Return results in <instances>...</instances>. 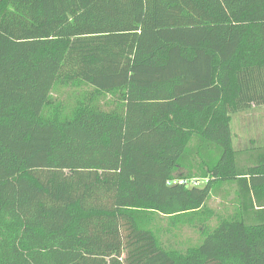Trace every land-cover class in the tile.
Wrapping results in <instances>:
<instances>
[{"label": "trees", "instance_id": "trees-1", "mask_svg": "<svg viewBox=\"0 0 264 264\" xmlns=\"http://www.w3.org/2000/svg\"><path fill=\"white\" fill-rule=\"evenodd\" d=\"M253 105L264 0H0V264H264Z\"/></svg>", "mask_w": 264, "mask_h": 264}, {"label": "rangeland", "instance_id": "rangeland-1", "mask_svg": "<svg viewBox=\"0 0 264 264\" xmlns=\"http://www.w3.org/2000/svg\"><path fill=\"white\" fill-rule=\"evenodd\" d=\"M230 127L233 147L239 152L238 159L244 161L247 152L264 146V105H253L233 113ZM224 197L212 196L208 201L207 204L213 211L209 227H214L221 215L231 211L233 194H226ZM157 224L161 229L163 243L174 249H183L200 238L198 227L174 228L168 226L166 218L161 216L158 217Z\"/></svg>", "mask_w": 264, "mask_h": 264}, {"label": "built area", "instance_id": "built-area-1", "mask_svg": "<svg viewBox=\"0 0 264 264\" xmlns=\"http://www.w3.org/2000/svg\"><path fill=\"white\" fill-rule=\"evenodd\" d=\"M176 181L178 183H182L183 182L182 180H174L173 182L176 183ZM191 184H193V185H201V184H203V180H200V179H197V178H193V179H191Z\"/></svg>", "mask_w": 264, "mask_h": 264}, {"label": "crops", "instance_id": "crops-1", "mask_svg": "<svg viewBox=\"0 0 264 264\" xmlns=\"http://www.w3.org/2000/svg\"><path fill=\"white\" fill-rule=\"evenodd\" d=\"M262 147H264V146H262Z\"/></svg>", "mask_w": 264, "mask_h": 264}]
</instances>
